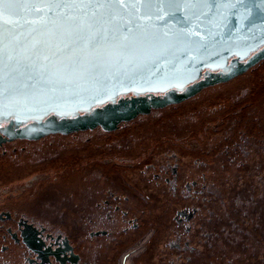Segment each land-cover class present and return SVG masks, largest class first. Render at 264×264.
<instances>
[{"label": "flooded vegetation", "instance_id": "1", "mask_svg": "<svg viewBox=\"0 0 264 264\" xmlns=\"http://www.w3.org/2000/svg\"><path fill=\"white\" fill-rule=\"evenodd\" d=\"M9 124L0 264H264V60L112 131Z\"/></svg>", "mask_w": 264, "mask_h": 264}, {"label": "water", "instance_id": "2", "mask_svg": "<svg viewBox=\"0 0 264 264\" xmlns=\"http://www.w3.org/2000/svg\"><path fill=\"white\" fill-rule=\"evenodd\" d=\"M176 15L178 19L161 13L159 19L153 15L139 21L167 41L163 45L145 44L120 60L77 52L82 68L50 80L20 76L15 91L0 80V122L10 123L1 131L11 138L98 126L112 131L228 82L264 60V0H209L181 7ZM180 17L191 22L185 25ZM15 31L18 39L28 36L26 25ZM177 33L184 39L176 41ZM4 43L0 40V47Z\"/></svg>", "mask_w": 264, "mask_h": 264}, {"label": "snow or ice", "instance_id": "3", "mask_svg": "<svg viewBox=\"0 0 264 264\" xmlns=\"http://www.w3.org/2000/svg\"><path fill=\"white\" fill-rule=\"evenodd\" d=\"M209 0H0V80L15 91L18 77L27 75L50 80L82 68L76 53L86 57L106 55L120 60L145 44L167 41L139 23L160 18L192 4ZM214 2V0H212ZM35 17L29 20L28 17ZM23 21V24H21ZM117 21H124L123 24ZM185 25L191 21L179 18ZM135 22V24H134ZM134 24V27L129 25ZM27 26L28 36L18 39L15 28ZM198 34V33H196ZM168 33H164L167 36ZM176 41L184 36L174 34ZM63 45V47H61Z\"/></svg>", "mask_w": 264, "mask_h": 264}, {"label": "trees", "instance_id": "4", "mask_svg": "<svg viewBox=\"0 0 264 264\" xmlns=\"http://www.w3.org/2000/svg\"><path fill=\"white\" fill-rule=\"evenodd\" d=\"M186 106H180V107H177V112H178V115H177V123L179 122H183V120L186 118V110H185Z\"/></svg>", "mask_w": 264, "mask_h": 264}, {"label": "rangeland", "instance_id": "5", "mask_svg": "<svg viewBox=\"0 0 264 264\" xmlns=\"http://www.w3.org/2000/svg\"><path fill=\"white\" fill-rule=\"evenodd\" d=\"M216 118H217V116H216ZM216 118L214 120L213 119H211V120H209V119L205 120L204 121V126H206L207 124H213V123H215L214 125H215V128H216L217 127V124L219 122H222V119L221 120L217 119L218 120L217 121ZM202 131H203V128L201 127L200 132H202Z\"/></svg>", "mask_w": 264, "mask_h": 264}]
</instances>
